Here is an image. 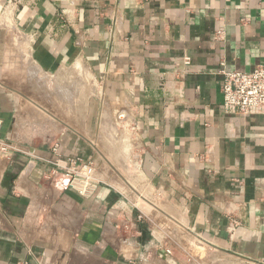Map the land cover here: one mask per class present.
<instances>
[{"label": "crops", "instance_id": "crops-1", "mask_svg": "<svg viewBox=\"0 0 264 264\" xmlns=\"http://www.w3.org/2000/svg\"><path fill=\"white\" fill-rule=\"evenodd\" d=\"M221 63L264 67V0H0V137L17 147L0 158V264H186L110 149L207 264H264V112L223 106ZM71 160L94 165L91 197L49 180Z\"/></svg>", "mask_w": 264, "mask_h": 264}, {"label": "built area", "instance_id": "built-area-1", "mask_svg": "<svg viewBox=\"0 0 264 264\" xmlns=\"http://www.w3.org/2000/svg\"><path fill=\"white\" fill-rule=\"evenodd\" d=\"M217 34H221L217 32ZM223 76L221 93L223 106L241 115L264 112V67L250 72L227 71L221 63ZM1 130V121H0ZM17 147L9 139L0 137V158H9ZM49 180L59 190H71L84 198L91 197L99 186L96 169L92 163L71 160L67 166H55L48 174Z\"/></svg>", "mask_w": 264, "mask_h": 264}, {"label": "rangeland", "instance_id": "rangeland-1", "mask_svg": "<svg viewBox=\"0 0 264 264\" xmlns=\"http://www.w3.org/2000/svg\"><path fill=\"white\" fill-rule=\"evenodd\" d=\"M115 134V136L118 137V140L129 141L127 132H124L123 135H120L121 133L118 131ZM109 141L110 144L113 145L112 139H109ZM115 154H119L117 157V161L119 160L121 161V163L123 162V165L116 167L118 169L116 173L118 175H123V177L125 178V180L123 181V186L128 192L130 201L133 202V204L139 209V211L143 213L141 214V221H143L146 226L150 224V221L154 223L155 232L159 234V237L161 236L162 232L160 227H162V224L164 223V237L166 238L168 233L170 239H175L177 241L179 240L180 244H183V246L186 247L184 248L186 254L183 257L185 258L186 264H201L202 262H204L205 264V257L202 256V254L204 253L203 249H201L197 244L194 245V241H191L189 239L190 237L187 234H183V232H178V230L177 232L175 231L176 225L174 224V222L171 220V218L165 216V214L161 211L163 210L166 212H170L168 206L160 197L151 195L150 192L147 190L146 184L139 176V173L131 165V159L129 155L130 151L128 149H110L108 154V161L113 163L115 159L114 157H116ZM167 225L169 226V229H165ZM156 227H158L159 229H156ZM198 249H201L200 252ZM200 256L203 260L199 259Z\"/></svg>", "mask_w": 264, "mask_h": 264}, {"label": "bare ground", "instance_id": "bare-ground-1", "mask_svg": "<svg viewBox=\"0 0 264 264\" xmlns=\"http://www.w3.org/2000/svg\"><path fill=\"white\" fill-rule=\"evenodd\" d=\"M65 96H66V94H65ZM56 108H57V107H56ZM59 112H60V111H59ZM104 117H105V116H104ZM66 119H67V118H66ZM103 119H104V118H103ZM104 121H106V119H105ZM108 126H109V125H108ZM133 171H134V170H133ZM132 179H133V178H132ZM167 213H168V212H167ZM190 242H191V241H190ZM192 243H193V242H192ZM196 244H197V243H196ZM196 244H194V245H196ZM195 249H196V248H195ZM198 250H199V252H200L201 249H198ZM198 250H197V251H198ZM195 253H196V252H195ZM202 253H203V251H202Z\"/></svg>", "mask_w": 264, "mask_h": 264}]
</instances>
